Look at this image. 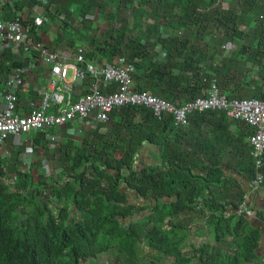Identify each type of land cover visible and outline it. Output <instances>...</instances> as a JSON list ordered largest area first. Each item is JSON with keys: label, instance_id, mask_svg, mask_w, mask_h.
Here are the masks:
<instances>
[{"label": "trees", "instance_id": "obj_1", "mask_svg": "<svg viewBox=\"0 0 264 264\" xmlns=\"http://www.w3.org/2000/svg\"><path fill=\"white\" fill-rule=\"evenodd\" d=\"M13 5L16 10L45 6L49 22L40 28L45 31L50 23L57 28L49 45L36 33L34 19L19 18L33 26L32 38L49 49L57 51L66 41L73 53L84 46L89 61L114 63L124 58L134 68L138 92L149 91L181 105L204 96L214 79L227 99L264 100V0H17ZM9 9L6 3L4 13ZM96 13L104 23L101 28L92 20ZM212 24L220 33L217 44L208 38ZM242 24L255 26L244 34ZM180 31L185 33L177 35ZM235 36L248 41L239 54L255 69L243 78L234 55L220 51L225 43L237 44ZM1 53V73L27 66V57L5 66L10 52ZM45 72L40 68L34 73ZM90 83L87 79L81 91ZM28 96H35L34 91ZM212 113L226 119L221 111H204L188 116L187 126L194 128L196 116ZM112 118L106 133L92 130L80 143L66 139L56 149L60 166L54 175L35 181L31 171L13 168L15 178L8 185L3 179L10 161L0 158V264H81L98 261L112 249L127 254L125 264H138L136 245L141 242L160 254L159 259H172L160 264H259L257 230L245 218L225 214L226 206L233 204L216 200L215 189L227 191L221 167L211 163L200 168L194 162V131L190 144L186 128L174 130L171 115L158 119L143 107L116 109ZM234 122L245 129L236 142L246 143L250 128ZM43 136L40 132L34 139L35 151L39 146L48 150ZM146 146L158 149V165H139ZM24 150L17 144L13 164H19ZM250 151L245 148L248 158L236 170L249 186L255 174ZM37 191L48 192L49 201ZM128 194L137 197L134 203ZM238 194L241 198L239 188ZM193 217L200 224L192 236L203 237L207 229L214 245L192 243V251L183 254L180 245L189 237Z\"/></svg>", "mask_w": 264, "mask_h": 264}, {"label": "built area", "instance_id": "obj_2", "mask_svg": "<svg viewBox=\"0 0 264 264\" xmlns=\"http://www.w3.org/2000/svg\"><path fill=\"white\" fill-rule=\"evenodd\" d=\"M5 4V3H4ZM0 2L1 6L4 5ZM46 17L36 19V30L47 22ZM30 24L19 17L4 20L0 15V52L11 44H20L22 52L29 59L27 66L16 67L8 76L0 97L4 107L0 110V150L10 137H27L48 130L63 129L76 125L68 130V139L80 143L88 129H98L106 133L113 122L112 112L124 107H143L151 110L160 119L164 115L173 118L174 130L187 126L188 116L204 111H221L229 121H238L250 128L245 142L250 147V156L254 162V177L250 182L252 190L259 188L263 182L261 171L264 162V100L227 99L211 79L205 95L182 103L172 104L158 98L149 91L138 92L134 89L133 66L125 64L124 58L114 63H97L85 57V47L78 46L72 57L62 51L46 47L41 40L32 38ZM37 52V56L33 55ZM40 63L48 73L34 77L33 81L44 84V90L30 99L27 110L18 109L17 92L30 74V67ZM33 75V74H32ZM91 83L86 92L75 97V87H83L86 80ZM38 85V84H37ZM39 86V85H38ZM250 89L254 85H250ZM260 87L264 90V81ZM85 136V134H84ZM31 139V138H30ZM45 139L59 144L63 138L46 133ZM30 140H25L24 145ZM243 218L252 217L254 212L245 202L225 212Z\"/></svg>", "mask_w": 264, "mask_h": 264}, {"label": "crops", "instance_id": "obj_3", "mask_svg": "<svg viewBox=\"0 0 264 264\" xmlns=\"http://www.w3.org/2000/svg\"><path fill=\"white\" fill-rule=\"evenodd\" d=\"M17 0H0L1 3H5L1 6L0 15L4 20H10L11 18L15 17H21L24 20L26 19H36L41 17H46L47 19V11L45 9L44 5L36 6V7H28L24 6L21 10H16L15 6L13 5V2ZM42 1L43 4L47 3V0H39ZM6 3L9 4V11L4 13V6ZM93 21H97L99 24H104L102 19L96 15L94 18H92ZM49 22V21H48ZM97 24V23H96ZM52 24L50 23L48 25L47 30H42V28H37L36 33L41 36L42 38H45L47 44H51L52 40L54 39V34L57 28L54 30L50 28ZM9 50L10 52V59H4V65L7 66L10 64L12 60L20 61L26 55L22 52V48L20 44H11L9 47H7L5 50ZM57 51H62L69 57H72L73 52L70 51L69 47L67 46V43H61L59 46H57ZM4 51V50H3ZM1 51V52H3ZM0 52V54H2ZM29 64V62L27 63ZM43 65H40V63L35 64L34 67H30L29 72L30 74H27L25 77L24 84L20 86V92H19V99H18V109L22 112L27 110V104L30 99L34 98L35 96H38L37 89H40L41 91L44 90V84H39L33 81L34 77H40L35 71L38 69H45L42 67ZM46 73H48L47 69H45ZM11 74V70L7 72H0V92L4 89L6 80L8 76ZM33 74V75H32ZM37 75V76H36ZM39 86H38V85ZM26 86H30L29 89H25ZM34 91L35 96H29L27 97L28 92ZM78 93H84V91H81L80 87H75V94ZM77 98V97H76ZM28 99V100H26ZM75 99V97H74ZM4 107L3 101L0 97V110ZM137 121V120H136ZM193 125H189L186 128V138L188 139V143L192 144L191 142V135L194 131V138H195V157L194 162L197 167L203 168L208 166L211 163H218L223 171V178L226 181L225 184V190H216V200L219 204L223 203H231L234 207L238 205L239 199L245 202L248 207H250L252 210L255 211L252 217L245 218L247 225L257 230L259 239L257 243V247L255 249V254L258 259L259 264H264V179L262 185L257 188L256 190H252L249 186V182L245 180V178L236 170L239 171L242 169V165L245 163L248 156L245 154V148H248L249 146L244 142H236V137L238 134H243L245 132L244 127L241 126L240 123L229 121L227 119H222V115L220 113H212V114H204L201 116H196L193 120ZM113 123V122H112ZM112 125V124H111ZM110 125V126H111ZM190 127V128H189ZM76 125H69L66 128L63 129H56V130H48L44 132L43 138L45 139L46 133L49 135H56L64 139V141L60 142L59 144L50 142L49 140H44V145L47 146L48 150H55L54 148H58L62 143L65 142L66 139H68L70 136L68 135V130L75 129ZM188 129V131H187ZM92 131L91 129H88L85 131V135ZM83 134V137H84ZM37 135H31L28 139L27 137H24L23 142L21 139L23 137L11 139L12 141H7L4 145V148L0 150L1 153H5L7 150V147L9 144L12 146H16L17 144L25 146L24 141L30 140L27 142L31 146L33 145L34 139H36ZM82 137V139H83ZM22 142V143H20ZM42 142V140H41ZM16 144V145H15ZM42 144V145H43ZM41 151L44 152V148L38 147ZM33 150V147H32ZM26 151V146H25ZM143 153H141V156L139 158V165L140 166H147V165H158L157 161L155 159V155L158 153V149L153 146H146L143 150ZM248 155V154H247ZM250 155V154H249ZM58 172V170H57ZM263 175H264V162H263ZM15 175L13 176L12 181L14 180ZM8 185L12 184V181H8L5 175V178L3 179ZM238 188L241 190V198H239L238 194ZM233 206H226L228 210L225 209V211H229L233 208Z\"/></svg>", "mask_w": 264, "mask_h": 264}, {"label": "rangeland", "instance_id": "obj_4", "mask_svg": "<svg viewBox=\"0 0 264 264\" xmlns=\"http://www.w3.org/2000/svg\"><path fill=\"white\" fill-rule=\"evenodd\" d=\"M76 18V15L74 14V19ZM77 19V18H76ZM95 22H97L95 20ZM99 24V23H97ZM103 24H99L98 27L101 28ZM254 24H242L240 30L246 34L249 30L254 28ZM95 27V26H94ZM180 33L185 32H177L176 34L179 35ZM217 31L215 26L212 24L208 28V38H213L215 40V43L217 44V39H219L220 33ZM207 35V34H206ZM235 38H239L235 36ZM204 40H206L204 38ZM248 41L246 40H239L237 44H231V43H225L223 46H220V51H222V55L224 56H232L234 55L235 60L239 62V65H237L236 70L239 71L238 73L242 75L241 78L248 76L251 72H255L254 68H249V65H245L244 62V56L239 54L240 47L242 45H247ZM238 53V54H237ZM254 69V70H253ZM253 74V73H252ZM254 75V74H253ZM261 84V83H260ZM30 86H26L25 89H29ZM14 139V137L9 138ZM8 139V140H9ZM24 137L21 139L23 142ZM20 142V143H22ZM16 145V144H15ZM26 146V151L24 150L23 153L20 154L19 157V164L15 165L13 164V152L15 151L16 146H12L9 144L7 147V150L5 153L0 154V158H3L4 160H9L10 162L7 163L5 166V174L8 181H12L14 176V169H18L24 172L31 171L34 180L37 181L38 177L43 175L45 177H48L50 175H54L57 173L58 167L60 166V162L58 159L56 148L55 150H47L44 152L40 149L35 151L32 150V146L28 144ZM41 199L44 202L49 201V194L48 192H44L43 197ZM182 218H185L182 216ZM194 221L189 229V237L183 241L180 245V250L183 254H189L192 251L191 244L194 243L195 245H199L201 243H210L211 245H214L212 242L211 233L209 230L204 229L203 237H194L192 236V233H194L195 229L199 226L200 222L194 218ZM136 255H137V261L138 264H160L161 262L167 263L172 261V259H159L160 254L150 250L147 247V244L145 242L138 243L136 245ZM127 259V254L125 253H119L116 249L110 250L106 255L102 256L100 260L98 261H90V262H82L81 264H125Z\"/></svg>", "mask_w": 264, "mask_h": 264}, {"label": "flooded vegetation", "instance_id": "obj_5", "mask_svg": "<svg viewBox=\"0 0 264 264\" xmlns=\"http://www.w3.org/2000/svg\"><path fill=\"white\" fill-rule=\"evenodd\" d=\"M49 187H50V186H48L47 188H49ZM36 194H37L38 196L43 197L44 192L39 193V192L37 191ZM128 195L131 196V198H130L131 203H134L135 200H136V198H135L136 196H135L134 194H128ZM143 203H145V202H143Z\"/></svg>", "mask_w": 264, "mask_h": 264}, {"label": "water", "instance_id": "obj_6", "mask_svg": "<svg viewBox=\"0 0 264 264\" xmlns=\"http://www.w3.org/2000/svg\"><path fill=\"white\" fill-rule=\"evenodd\" d=\"M90 168H93L92 166H90ZM83 169H81V171H82ZM64 184V183H63ZM128 198L130 199L131 198V196L130 195H128ZM135 198H137V197H135ZM248 206V205H247Z\"/></svg>", "mask_w": 264, "mask_h": 264}]
</instances>
